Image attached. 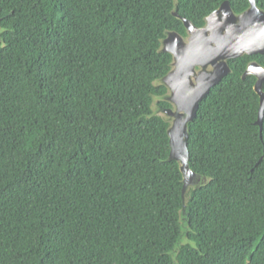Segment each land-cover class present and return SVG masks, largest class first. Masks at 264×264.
<instances>
[{
    "label": "trees",
    "instance_id": "trees-1",
    "mask_svg": "<svg viewBox=\"0 0 264 264\" xmlns=\"http://www.w3.org/2000/svg\"><path fill=\"white\" fill-rule=\"evenodd\" d=\"M223 1L0 0V264H264V117L241 78L258 56L188 123L205 182L184 204L156 112L173 107L161 41L187 36L173 11L202 26Z\"/></svg>",
    "mask_w": 264,
    "mask_h": 264
},
{
    "label": "water",
    "instance_id": "water-1",
    "mask_svg": "<svg viewBox=\"0 0 264 264\" xmlns=\"http://www.w3.org/2000/svg\"><path fill=\"white\" fill-rule=\"evenodd\" d=\"M249 2L250 8L235 14L229 1H223L206 17L203 27L194 25L174 10L173 15L182 20L188 37L185 40L178 32L167 31L161 41V51L170 53L173 58L171 70L160 79L168 88L163 99L173 107L160 110L171 119L167 130L169 160L180 163L183 204L188 188L198 187L205 182V177L189 166L188 123L195 118L199 103L210 89L230 72L226 59L237 58L243 54L264 53V11L256 7L255 0ZM209 65L212 70L207 71ZM196 67L201 68L199 72H196ZM249 74L258 76L254 86L259 95L255 123L261 131L264 117V68L250 64L242 78ZM183 212L184 206L182 214Z\"/></svg>",
    "mask_w": 264,
    "mask_h": 264
},
{
    "label": "flooded vegetation",
    "instance_id": "flooded-vegetation-1",
    "mask_svg": "<svg viewBox=\"0 0 264 264\" xmlns=\"http://www.w3.org/2000/svg\"><path fill=\"white\" fill-rule=\"evenodd\" d=\"M225 1V0H224ZM229 1V0H228ZM247 2H248V7L247 8H245L243 11H241L240 13H242V12H244L245 10H247L248 8H250V2H249V0H247ZM229 3H230V1H229ZM230 5H231V3H230ZM255 5H256V7L258 8V9H260V10H262V11H264L262 8H260L258 5H257V1L255 0ZM231 8H232V6H231ZM217 9V8H216ZM233 10V9H232ZM234 12V11H233ZM235 13V12H234ZM240 13H235V14H240ZM208 16V15H207ZM207 16H205V18H204V24L202 25V26H198V27H203L204 25H205V23H206V21H205V19H206V17ZM187 32V31H186ZM181 35V34H180ZM185 40L187 39V37H188V33H187V36H182ZM243 55H249V56H258L259 57V59H257V58H255V59H252V60H249L248 62H247V64H246V67H245V69L243 70V72L241 73V78H242V75H243V73L246 71V69L248 68V66L250 65V64H256V65H258V66H260L261 68H264V53H255V54H243ZM243 55H241V56H243ZM240 56V57H241ZM237 58H239V57H237ZM233 59H236V58H229V59H226V62H227V64H228V66H229V68H230V72L228 73V74H230L231 72H232V68H231V65L229 64V61L230 60H233ZM200 67H196L195 68V70H196V72H199L200 71ZM206 70L207 71H210V70H212V67L209 65L207 68H206ZM256 70V69H255ZM227 74V75H228ZM226 75V76H227ZM247 76H250V77H252L253 79H254V83H253V89H254V86H255V83L257 82V80H258V76L257 75H255V74H249V75H247ZM247 76H245L244 78H242V79H245ZM225 77V76H224ZM223 77V78H224ZM217 85V84H216ZM262 90L264 91V81H263V84H262ZM255 91V90H254ZM258 95V94H257ZM258 101H259V95H258Z\"/></svg>",
    "mask_w": 264,
    "mask_h": 264
},
{
    "label": "rangeland",
    "instance_id": "rangeland-1",
    "mask_svg": "<svg viewBox=\"0 0 264 264\" xmlns=\"http://www.w3.org/2000/svg\"><path fill=\"white\" fill-rule=\"evenodd\" d=\"M154 107L156 108V104H155ZM156 109H158V108H156ZM158 113H161V114H163L164 116H166V115L162 112V110H160V109H158Z\"/></svg>",
    "mask_w": 264,
    "mask_h": 264
}]
</instances>
